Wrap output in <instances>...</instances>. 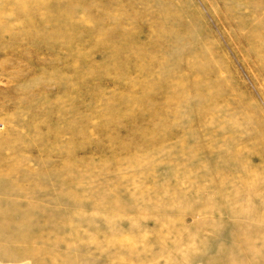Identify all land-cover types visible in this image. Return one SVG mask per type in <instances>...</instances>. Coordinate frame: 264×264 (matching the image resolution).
<instances>
[{
	"label": "rangeland",
	"instance_id": "obj_1",
	"mask_svg": "<svg viewBox=\"0 0 264 264\" xmlns=\"http://www.w3.org/2000/svg\"><path fill=\"white\" fill-rule=\"evenodd\" d=\"M13 184L56 264H264V0H0Z\"/></svg>",
	"mask_w": 264,
	"mask_h": 264
},
{
	"label": "bare ground",
	"instance_id": "obj_2",
	"mask_svg": "<svg viewBox=\"0 0 264 264\" xmlns=\"http://www.w3.org/2000/svg\"><path fill=\"white\" fill-rule=\"evenodd\" d=\"M12 187L16 193L20 191L15 184ZM16 193L0 196V204L9 206L0 207V264H56L53 251L47 250L53 243L44 239L51 238V212L43 216L44 229L38 233L36 209L32 206L34 192L28 199ZM13 196L15 200L11 199ZM9 211L11 214H7Z\"/></svg>",
	"mask_w": 264,
	"mask_h": 264
}]
</instances>
